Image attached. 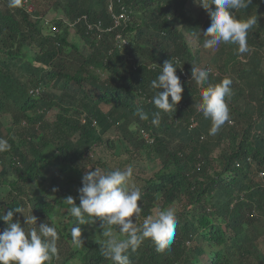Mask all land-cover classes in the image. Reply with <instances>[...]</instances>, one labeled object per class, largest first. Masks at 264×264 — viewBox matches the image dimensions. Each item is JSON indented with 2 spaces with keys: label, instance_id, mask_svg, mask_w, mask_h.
Listing matches in <instances>:
<instances>
[{
  "label": "trees",
  "instance_id": "trees-1",
  "mask_svg": "<svg viewBox=\"0 0 264 264\" xmlns=\"http://www.w3.org/2000/svg\"><path fill=\"white\" fill-rule=\"evenodd\" d=\"M188 1L113 0V11L123 9L128 17L117 26L107 0H62L55 7H62L66 21L55 18L43 24L37 10H25L24 3L10 8L9 0L4 1L0 110L12 99L13 119L16 123L23 119L24 125L7 137L11 152H0V184L10 188L9 200H0V215L23 208V195L33 209L32 215L24 217L26 232L34 227L32 216L36 221L50 217L63 196L50 202L22 189L23 183L40 176L48 158L46 149H55L54 157L77 166V160L95 146L114 147L113 139L104 137L114 129L137 155L146 150L148 159L158 160L157 170L143 179L144 188L139 187L142 212L130 219L139 227L153 208L180 203L171 247L158 252L146 239L127 253L131 264H264V0H250L246 9L234 10L239 20L257 16V25L248 31L250 50L239 54L237 45L222 43L202 66L209 71L210 83L218 84L225 77L232 81L226 97L231 123L226 122L216 135L209 134L210 120L196 109L202 89L191 79V67L201 62L210 17L194 0L200 11L192 15ZM98 22L100 29L94 26ZM71 32L86 40L85 55L69 43ZM117 33L129 47H114ZM186 37L196 42L194 52ZM31 45L39 50L32 55L23 52ZM67 47L74 54L66 52ZM64 54L78 60L79 66L67 69L61 59ZM170 59L178 61L175 74L183 88L182 99L175 112L162 113L155 126L151 120L158 109L152 98L158 90L150 82ZM16 67L27 71L26 83L14 73ZM90 67L108 70V79L100 80ZM39 84L42 89L35 96L30 90ZM47 86L60 89L61 94L47 91ZM53 107L59 112L53 122H45ZM137 108L149 119L134 116ZM217 146H221L219 171L211 156ZM20 217L21 213H14L13 222ZM95 224L101 231L99 220ZM6 227L0 220V232ZM104 243H89L80 264H112L101 254Z\"/></svg>",
  "mask_w": 264,
  "mask_h": 264
},
{
  "label": "clouds",
  "instance_id": "clouds-1",
  "mask_svg": "<svg viewBox=\"0 0 264 264\" xmlns=\"http://www.w3.org/2000/svg\"><path fill=\"white\" fill-rule=\"evenodd\" d=\"M26 2L9 0L8 6L20 8L24 3V8L28 11ZM194 2L206 10L210 17L209 26L204 32L206 37L204 48L213 49L222 43H231L238 46L236 51L239 54L250 50L247 43L248 31L257 25V16H250L245 20L236 19L234 16V10L246 9L250 0H194ZM107 10L111 14L108 0ZM126 44L127 40L123 43L121 34L117 33L114 47ZM177 64L178 61L174 63L172 59L166 60L160 68L158 77L150 82L151 88L158 90L152 98V103L158 109L153 113L151 120L155 126L159 125L161 114L175 112L176 105L182 99L183 88L180 78L175 74ZM191 79L202 89L201 101L196 104V109L205 119L210 120L209 134L216 135L221 127L230 121L226 97L231 94L232 81L225 77L220 83L212 84L209 82V71L194 66L191 67ZM41 89L39 84L30 92L37 96ZM133 115L139 117L141 121L149 119L148 114L141 108H137ZM10 148L8 141L0 138V152H6ZM132 175L131 165L124 170L102 171L95 168L82 176V187L78 189L77 197L79 205L74 202L72 196L64 199L68 206L67 213L74 218L71 228L73 244L76 247L82 246L81 226L93 225L99 220L103 229L102 235L106 238L101 254L112 264H131L127 253L129 250L136 251L146 239L153 242L158 252H164L171 247L175 238L177 216L172 208L158 210L155 217L145 218L139 227L130 219L134 215L138 218L142 212V207L138 205L142 196L140 189L129 187ZM23 211L22 207L17 206L7 214L0 215V220L7 225L3 232H0V264H51L54 258H58L59 235L56 228L42 223L38 230L34 227L26 232L18 219L13 222L14 213L23 214ZM28 222L25 220V223ZM31 223H36L34 216L31 217ZM113 226L118 229L119 236L114 234Z\"/></svg>",
  "mask_w": 264,
  "mask_h": 264
},
{
  "label": "rangeland",
  "instance_id": "rangeland-1",
  "mask_svg": "<svg viewBox=\"0 0 264 264\" xmlns=\"http://www.w3.org/2000/svg\"><path fill=\"white\" fill-rule=\"evenodd\" d=\"M5 0H0V9L3 8ZM62 2V0H28L26 2V8L28 11L37 10L39 16H43L40 20V24H43L44 21H49L55 18H63L64 22L66 21V16L64 15L63 9L61 6L57 5L55 7V3ZM187 8L190 9L192 15L196 16L199 13V8L196 4L189 0L187 2ZM139 21L142 20L141 15L134 16ZM69 31H72V28H69ZM69 43L73 44L74 47L84 55L88 50V44L85 39L78 36L77 33L71 32L68 36ZM188 44L191 47L192 52H194L196 47V42L189 37H186ZM127 46L129 47V42L127 40ZM217 48V47H216ZM216 48L213 49H201V62L198 64V67L203 68L205 66V58L214 53ZM39 50L34 45L24 47L23 52L32 55L34 51ZM74 49L72 47H67L65 49L66 52H72L74 54ZM126 51V50H125ZM124 52V49H123ZM129 55V54H127ZM130 56V55H129ZM63 63L66 64V68L69 69L76 68L79 66L77 64L78 60L73 61L72 56L69 54H64L61 57ZM74 63V64H73ZM96 75L100 77V80L108 79L109 72L106 69L100 68H92ZM210 69V68H209ZM213 70V69H212ZM14 73L19 74L21 79L26 83L28 78V73L26 70H22L19 67H16ZM214 71V70H213ZM54 87H46L47 91L56 92L61 94L60 89H53ZM187 95V94H186ZM8 106H5L2 110H0V138H4L7 140V137L16 131V128L22 129L24 125L23 119L16 123L13 119V114L15 115V103L12 99L6 101ZM58 108L53 107L52 110L45 114L44 120L45 122H53L55 116L57 114ZM30 112H28L29 114ZM23 121V122H22ZM231 123V122H229ZM105 139H113L114 147H99L95 146L94 150L90 152H86L84 156L77 160V166L70 164L67 161H62L61 158L54 157V154L57 153L55 149L47 148L46 151L48 153V158L44 161V164L41 165V169L39 170V177L34 182H29L27 184L23 183L24 188L28 191L30 195H43L46 197V200L53 201V198L57 195H62L63 200L56 206L55 210L51 213L50 217L44 218L42 217L40 221H36L33 225L35 228L40 226L42 223H47L50 226H54L58 232L59 239L57 240V248H58V258H54L51 261V264H80L81 263V255L88 248L89 243H92L96 240L105 241L106 238L102 235L103 229L100 231L98 227L93 225H83L81 239L83 241L81 247H76L72 242L71 237V228L73 227L74 218L71 217L70 214L67 213V205L64 202V199L68 196H72L74 198V202L79 205L78 197V189L82 187V176L87 172L94 170L95 168H99L102 171H112L116 169L124 170L128 165L133 167V175L129 182V187L132 188H144L145 178H149V176L158 168V160H150L147 158L146 150H142L139 155H137L134 151H132L129 144L124 143L119 140L116 135V131L113 129L109 130L105 135ZM72 140L75 137H70ZM227 142H224L226 144ZM221 146H217L214 148L211 156H213L216 160L214 163V168L216 171H219V163L217 161V157L220 156ZM8 153L11 150L7 151ZM1 169V165H0ZM9 177V176H8ZM22 184V183H20ZM22 187V186H21ZM9 187L6 185L0 184V200L4 199L8 201L7 194L9 191ZM20 198H23V214L19 218V221L24 227V217H28L32 215L33 209L30 205L29 201H27L26 197L20 195ZM172 208L176 212L180 210V203L175 202L172 205L165 207L164 209ZM160 210L157 207L152 209V214L150 216L155 217L157 211ZM163 210V209H161ZM34 227H31L34 228ZM114 234L119 236L118 229L116 226H113ZM25 231L26 228L24 227ZM60 232H62L60 234ZM78 250V251H77ZM73 251L75 252L74 256L71 254Z\"/></svg>",
  "mask_w": 264,
  "mask_h": 264
},
{
  "label": "built area",
  "instance_id": "built-area-1",
  "mask_svg": "<svg viewBox=\"0 0 264 264\" xmlns=\"http://www.w3.org/2000/svg\"><path fill=\"white\" fill-rule=\"evenodd\" d=\"M24 2H26V0H24ZM112 2H113V0H108V9H109L110 12H111V16H112L113 21H114V22H113V23H114V26H117L121 20L124 21V22L126 21V19H127V15H126V13L124 12L123 9H121L120 12L117 13V14L114 13V12L112 11V9H113ZM95 27L99 29V24H96ZM121 41H122L123 43H126V40H125L122 36H121ZM118 45H119V44H118ZM181 73H182V75H185L183 72H181ZM36 91H38V90L36 89Z\"/></svg>",
  "mask_w": 264,
  "mask_h": 264
}]
</instances>
